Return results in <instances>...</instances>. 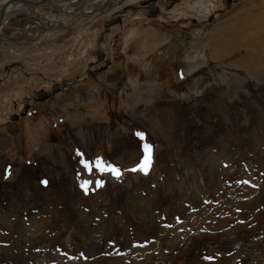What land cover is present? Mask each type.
Wrapping results in <instances>:
<instances>
[{"label":"rangeland","instance_id":"obj_1","mask_svg":"<svg viewBox=\"0 0 264 264\" xmlns=\"http://www.w3.org/2000/svg\"><path fill=\"white\" fill-rule=\"evenodd\" d=\"M195 1L12 6L0 264H264V0Z\"/></svg>","mask_w":264,"mask_h":264},{"label":"bare ground","instance_id":"obj_2","mask_svg":"<svg viewBox=\"0 0 264 264\" xmlns=\"http://www.w3.org/2000/svg\"><path fill=\"white\" fill-rule=\"evenodd\" d=\"M101 1L102 0H19V2H16V0H0V9L5 7L4 8V19L0 25V29H1L2 25L6 22V20L8 18H10L11 15H13L14 12L12 11V6L13 7L14 6H20V8L18 10L21 13H24V15H27V13H29V11H34L40 7L43 8V7L50 6L54 9H56L55 11H58V14L60 13L59 16L62 15V17H66V16L67 17H75V16L82 17V15H84V13H85V12L82 13V11L85 9L86 6H88L89 4L101 3ZM118 1H120L122 3L124 2V0H104L103 4H104V2H107V5L108 4L118 5ZM216 2H217V0H216ZM27 3H31V4H27ZM62 4L68 8L67 10L69 11V14H67L66 9L61 6ZM209 5L210 4H207L206 0H197L194 3V6H193L194 9L193 10H195V11L199 10V12H200L202 9L206 8V10L208 9V13L206 12L208 15V14H210L211 9L214 8L213 4L211 6H209ZM60 7H62V8H60ZM18 10H17V13H18ZM85 15L89 16V15H92V13H85ZM27 29H28V27H27ZM61 41L62 40H59L56 38H50L48 41H46V45L51 50H56L58 48L61 49V47H63L64 44L66 45V42H63V41L61 42ZM62 43H64V44L62 45ZM27 54H28L27 50H21L16 54H13L10 52V54L2 55V53H0V64H3V63L5 64L7 62L12 61L13 59L23 58ZM147 66L150 67V65H147ZM147 66H144V68H143L145 71H147L149 69ZM15 84L17 85V82ZM6 100H7V98H6ZM12 111H13L12 108L10 111L8 108L6 109L5 104L0 101V125L6 124L9 117L12 116V115H10V113ZM12 114H14L15 118H16V114L15 113H12Z\"/></svg>","mask_w":264,"mask_h":264},{"label":"water","instance_id":"obj_3","mask_svg":"<svg viewBox=\"0 0 264 264\" xmlns=\"http://www.w3.org/2000/svg\"><path fill=\"white\" fill-rule=\"evenodd\" d=\"M225 1H226L227 4L231 2V0H225ZM16 2H19V0H16ZM234 2H236V1H234ZM27 4H31V3H27ZM4 8L5 7H3V8L0 9V25H1L2 21H3V19H4ZM150 12H151V14H155L156 13V8H152ZM32 93L34 94L36 92L33 91ZM41 93H40V96H41L42 99H44V98H46L48 96V92H41ZM34 97L36 98V96H34Z\"/></svg>","mask_w":264,"mask_h":264},{"label":"snow or ice","instance_id":"obj_4","mask_svg":"<svg viewBox=\"0 0 264 264\" xmlns=\"http://www.w3.org/2000/svg\"><path fill=\"white\" fill-rule=\"evenodd\" d=\"M139 135V134H138ZM141 139H142V137H141ZM145 148L147 149V146H145ZM96 164H97V166H99L100 165V161L98 160V161H96ZM86 168L87 167H89L87 164H85L84 165ZM144 169V164L142 163V165H141V169L140 170H143ZM134 171H135V169H133ZM111 171L113 172V173H115L116 172V170L115 169H111Z\"/></svg>","mask_w":264,"mask_h":264},{"label":"flooded vegetation","instance_id":"obj_5","mask_svg":"<svg viewBox=\"0 0 264 264\" xmlns=\"http://www.w3.org/2000/svg\"><path fill=\"white\" fill-rule=\"evenodd\" d=\"M102 1H104V0H102ZM221 0H218V2H220ZM214 4L216 3L215 1L213 2ZM112 5V4H111ZM218 11V10H217ZM216 11H213L212 13H215ZM36 97H37V95H36V93L34 94ZM39 97H40V95H39Z\"/></svg>","mask_w":264,"mask_h":264}]
</instances>
